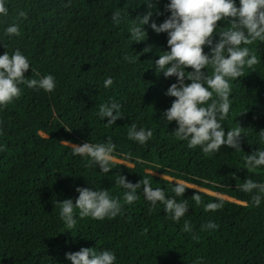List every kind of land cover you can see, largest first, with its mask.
Here are the masks:
<instances>
[{
    "label": "trees",
    "instance_id": "1",
    "mask_svg": "<svg viewBox=\"0 0 264 264\" xmlns=\"http://www.w3.org/2000/svg\"><path fill=\"white\" fill-rule=\"evenodd\" d=\"M152 2L153 9L146 0H6L0 55L19 49L31 64L25 76L53 75L56 87L45 92L22 84L20 97L0 106V264H72L66 253L84 247L113 251L115 264H264V199L255 206L253 193L237 187L246 179L264 183V165L255 171L244 167L247 155L264 150L258 134L264 129V41L247 45L259 63L245 66V76L229 81L231 107L221 124L226 132L244 127L242 150L223 146L205 154L175 136L176 121L162 118L176 99L165 93L178 79L157 75L155 61L170 48L167 33L157 34L151 23L159 25L171 13L165 10L170 0ZM150 10L145 40L136 42L129 28ZM21 11L26 18L19 16ZM116 11L122 16L118 25L111 21ZM12 23L20 26L18 36L5 34ZM230 26L222 20L217 32ZM204 51L211 49L205 45ZM207 71L211 74V66ZM109 77L114 82L105 87ZM213 99H218L215 93ZM111 101L121 105L123 117L107 125L108 118L98 113L101 104ZM132 123L153 131L146 144L128 138ZM109 138L116 145V160L107 174L90 157L72 152V144ZM119 174L132 183L145 177L168 197H175V182L183 181L189 189L175 198L187 199L189 212L173 221L162 203L151 206L142 188L136 201L125 203V189L116 184ZM77 187L108 190L120 199L121 213L95 220L80 218L76 209L77 223L68 229L54 202H75ZM198 192L200 205L191 198ZM210 202L223 207L205 211ZM185 221L192 231L182 230ZM209 221L218 227L203 229Z\"/></svg>",
    "mask_w": 264,
    "mask_h": 264
},
{
    "label": "clouds",
    "instance_id": "2",
    "mask_svg": "<svg viewBox=\"0 0 264 264\" xmlns=\"http://www.w3.org/2000/svg\"><path fill=\"white\" fill-rule=\"evenodd\" d=\"M146 2L149 9L155 7L152 0ZM165 10L171 13L170 16L159 25L153 21L151 28L157 34L167 33L170 51L160 55L155 61V68L157 75L163 73L166 78L175 76L178 82L171 84L165 93L176 99L173 100L172 106L165 110L162 118L168 123L177 122L178 127L173 132L177 138L188 141L189 148L200 146L205 154L218 153L223 146L236 151L242 150L241 137L245 136L242 135L244 127L240 125L226 132L221 121L228 117L231 107L229 81L245 76V66L251 69L259 63L257 55L247 45L256 40L264 41V0H239V6L236 0H170ZM8 11L6 0H0V15L7 16ZM152 15L150 10L133 19L134 22L129 28L133 40H145L143 37L147 32L144 26L149 24ZM19 16L26 18V13L21 11ZM225 19L230 21L231 26L227 30L217 32L218 22ZM121 20V12H114L111 21L118 25ZM5 34L18 36L19 24H9ZM214 34L219 35L216 42L213 39ZM205 45L211 49L207 54L204 51ZM149 49L144 51H151ZM124 59L130 63L136 62L135 57L125 55ZM30 65L29 59L19 49L11 55L8 51L0 55V106H7L19 98L22 84L45 92L55 89L56 81L53 75L28 79L25 73ZM209 66L212 69L211 74L207 71ZM188 68L193 70L186 71ZM35 75L39 76V73L36 72ZM113 82V78L109 77L104 81V86L109 87ZM213 93L218 99H213ZM209 101L211 103H208ZM120 109L118 102L111 101L100 105L98 115L108 118L107 125H114L123 117ZM258 134L264 139V129ZM152 136V130L142 127L138 129L135 123H132L128 130V138L141 145L146 144ZM71 147L74 155L90 157L106 174L116 160L113 154L116 145L111 138L105 143L89 142L72 144ZM123 155L128 158L127 154ZM262 165L264 150L255 151L245 157L244 167L248 171H255ZM116 184L125 189L123 201L129 205L139 198L137 190L142 188L145 199L151 206L155 208L158 202L162 203L173 221L179 222L189 212L188 200L178 202L175 198L184 196L186 189H189L183 181L175 182V197H168L162 188L154 189L151 181L145 177L137 183H132L125 175L119 174ZM237 187L245 193H253L251 199L255 206H259L264 199V183L246 179ZM76 191L79 196L75 202L70 198L54 202L55 206L59 205L60 217L68 229H73L77 223L74 214L76 209L79 210L80 218L91 217L95 220L115 218L122 211L120 199L110 196L106 189L77 187ZM191 198L196 205L202 203L199 192ZM222 207V202H210L205 205V211H215ZM217 227L212 221L202 226L203 229ZM182 230L192 231L190 221L184 222ZM66 258L72 261V264H115L117 259L111 250L97 251L96 248L88 247L77 252H68ZM197 264L201 262L197 261Z\"/></svg>",
    "mask_w": 264,
    "mask_h": 264
}]
</instances>
